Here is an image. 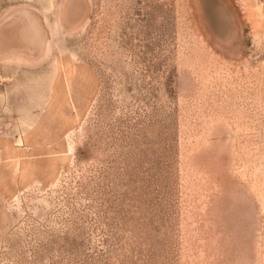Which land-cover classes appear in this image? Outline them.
<instances>
[{
    "label": "rangeland",
    "instance_id": "1",
    "mask_svg": "<svg viewBox=\"0 0 264 264\" xmlns=\"http://www.w3.org/2000/svg\"><path fill=\"white\" fill-rule=\"evenodd\" d=\"M0 264H264V0H0Z\"/></svg>",
    "mask_w": 264,
    "mask_h": 264
}]
</instances>
